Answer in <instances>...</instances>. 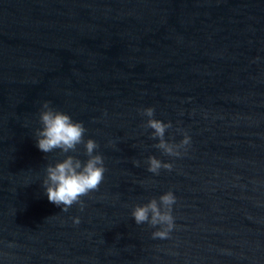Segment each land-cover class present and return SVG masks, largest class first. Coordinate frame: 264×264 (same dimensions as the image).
<instances>
[{
	"label": "water",
	"instance_id": "water-1",
	"mask_svg": "<svg viewBox=\"0 0 264 264\" xmlns=\"http://www.w3.org/2000/svg\"><path fill=\"white\" fill-rule=\"evenodd\" d=\"M45 101L104 158L82 211L42 187L87 159L37 148ZM147 107L166 141L191 137L181 156L154 147ZM263 163L264 0H0V264H209ZM169 190L176 227L153 239L131 212Z\"/></svg>",
	"mask_w": 264,
	"mask_h": 264
},
{
	"label": "clouds",
	"instance_id": "clouds-1",
	"mask_svg": "<svg viewBox=\"0 0 264 264\" xmlns=\"http://www.w3.org/2000/svg\"><path fill=\"white\" fill-rule=\"evenodd\" d=\"M140 112L142 116L147 117L144 127L153 130L151 138L158 139L154 147L167 156H181V149H186L191 143L187 132H183V139L179 143L168 142L165 132L172 127L171 122L164 123L155 119L153 107L143 108ZM39 118L42 127L36 133V146L41 152L51 153L59 149L66 154L75 151L77 145H84L87 156L85 161L67 155L62 161L47 165L42 183L49 202L62 207L64 212L73 205H79L82 211L84 202L81 197L98 190L106 172L104 158L96 151L99 145L93 139H84L87 130L82 122L74 121L70 115L51 107L48 101L42 104ZM134 163L139 165V161ZM146 163L147 170L156 175L161 169L171 171L173 168L171 163L162 162L155 156H149ZM175 204L176 196L169 190L158 199L152 198L145 204L134 206L131 215L137 225L146 223L156 229L152 232L153 239H169L176 227L172 214ZM72 222L78 225L80 218L72 217Z\"/></svg>",
	"mask_w": 264,
	"mask_h": 264
}]
</instances>
